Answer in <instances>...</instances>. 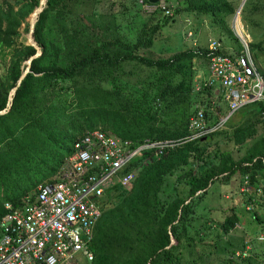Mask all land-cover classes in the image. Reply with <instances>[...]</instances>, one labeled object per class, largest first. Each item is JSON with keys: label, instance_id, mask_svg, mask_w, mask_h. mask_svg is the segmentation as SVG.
Wrapping results in <instances>:
<instances>
[{"label": "trees", "instance_id": "obj_1", "mask_svg": "<svg viewBox=\"0 0 264 264\" xmlns=\"http://www.w3.org/2000/svg\"><path fill=\"white\" fill-rule=\"evenodd\" d=\"M99 1L45 0L38 15L32 36L41 54L31 61L8 111L0 115V221L7 213L4 205L20 204L56 174L74 141L90 131L139 144L194 135L200 109L210 124L215 121L210 111L217 106L211 101L214 88L205 85L206 78L195 79L193 61L207 63L209 39L219 41L224 53H239L242 48H226L221 39L211 36L202 44L199 36L195 46L167 57H151L148 52L162 29L182 13L196 22H190L185 35L195 36L197 22L208 19L216 26L214 33L237 41L229 27L236 13L232 2L166 0L171 15L162 9L148 14L130 40L123 34L126 26L114 25L109 15L98 13ZM38 6L39 0H0V53L11 49L0 80V111L6 109L10 91L36 53L26 39L18 46L15 43L22 25L28 32L27 20ZM261 10L264 6H254L255 13ZM249 50L264 52L262 44H250ZM263 110L264 104L256 103L228 119L233 130L226 140L237 152L245 149L239 157L210 146L219 132L161 154L151 150L137 157L132 164L137 174L130 185H115L105 195L91 246L93 264H192L183 251L192 257L197 246L204 247L199 232H204L207 222L217 224L221 232L215 234L216 253L221 247L218 237L227 235L239 221L237 212L231 207L221 222H215L206 213L197 214V208L212 185H229L235 175L248 176L250 186L263 184L259 182L264 181ZM245 195L250 196L243 200L247 207L252 195ZM252 215V220L263 223L257 212ZM221 248L222 254L214 258L218 263L250 264L243 256V245L241 250L228 243Z\"/></svg>", "mask_w": 264, "mask_h": 264}, {"label": "built area", "instance_id": "obj_2", "mask_svg": "<svg viewBox=\"0 0 264 264\" xmlns=\"http://www.w3.org/2000/svg\"><path fill=\"white\" fill-rule=\"evenodd\" d=\"M140 3L147 13L162 9L171 15L165 0ZM235 20L237 23V17L233 18L234 28ZM187 37L194 36L188 32ZM237 38L243 45L239 53H224L217 40L207 42L205 85L215 91L211 100L217 106L210 109L215 121L210 124L203 109L198 110V121L193 123L197 133L176 141L145 140L135 144L100 130L77 138L56 174L40 183L20 204L4 205L7 213L0 221V264H93L91 246L105 195L115 185H130L137 174L132 165L137 157L151 150L161 154L167 148L203 138L223 128L241 109L264 104V76L245 47V39L239 34ZM192 39L195 46L197 39ZM260 117L264 125V110ZM240 180L238 191L246 198L250 196L245 194L261 193L262 185L250 186L248 176ZM251 201L246 209L253 204ZM258 239L264 242V236Z\"/></svg>", "mask_w": 264, "mask_h": 264}, {"label": "rangeland", "instance_id": "obj_3", "mask_svg": "<svg viewBox=\"0 0 264 264\" xmlns=\"http://www.w3.org/2000/svg\"><path fill=\"white\" fill-rule=\"evenodd\" d=\"M231 1L235 6L236 11L241 8L240 14L237 16V23L235 20V28L238 34L241 37H247L245 39V47L249 48L250 44H262L264 48V10L259 11L258 13L254 12V6L257 8L259 6H264V0H228ZM167 3V1L165 0ZM175 4L178 0L174 1ZM174 7V6H173ZM98 13L102 15H109L108 19L114 25H118L123 28V34L126 35L130 40L134 37V33L140 29L141 24L146 20V16L150 13H147L145 8L141 7L140 0H100L99 4L95 7ZM110 9V11H109ZM183 14V15H182ZM180 16L175 18L174 23L168 25L166 28L162 29L159 34V39L154 43V46L149 50V55L151 57H167L173 53H176L182 49H187L189 46H192L193 39L200 36L201 43L206 44L205 39L209 36L212 38L221 39V42L224 47L230 49H239L243 45L241 41L237 38L238 34L235 32L233 27V18L229 22V27L233 33V36L237 41H229L228 38L224 36H219L213 32V24L208 19H200L197 22L195 28L196 35L194 37H187L185 35V28L190 24L196 25V22L190 21L187 19V15L182 13ZM246 18H244V16ZM243 16V17H242ZM29 24V19L27 20ZM154 21L153 24H155ZM216 26L214 27V29ZM20 37L16 39L15 46H18L23 39H26L27 33H25L23 25L19 29ZM235 47V48H234ZM228 51V50H227ZM11 49H5V52L0 53V80L5 76L6 67L10 59ZM251 56L253 61L256 62L259 70L264 73V52H255L251 51ZM193 64L195 66L196 77L197 78H206L207 74V63L205 64L202 60H194ZM215 93V91H214ZM211 97H208L209 101ZM234 114L232 117L234 118ZM232 128L227 125H224L223 128L218 130L219 136H214L210 139V146L215 148L219 146L221 150H226L232 152L235 156L239 157L244 152L240 150L237 152V148L233 144L226 140V138L231 134ZM225 139L224 144L222 143ZM219 143L218 145H216ZM260 183L264 184V181L260 179ZM240 184V176L235 175L232 177L229 185H221L216 183L212 185L208 190V194L204 201L201 203V206L197 208V214L206 213L207 219L213 220L215 222H221L224 216L229 214V209L231 207L235 208L237 212V217L239 221L235 225L234 229L230 230L227 235H221L217 241L220 246H224V243L231 244L234 246L235 250H241L239 247L243 245V248L246 247L243 251V256L250 259V264H260L264 262V242L258 239V236H264V185L262 184L261 193L260 191L257 195L252 194L251 198L254 201L249 209L243 204V200L246 199L245 196L238 195V186ZM254 187V186H253ZM260 190V189H259ZM30 192L29 194H32ZM28 194V195H29ZM249 205V204H248ZM247 205V206H248ZM252 206H254L252 208ZM205 208V209H203ZM257 212L263 223H258L252 220V213ZM201 227L200 224H197ZM206 227L210 229L206 230ZM204 228V232H199L202 235L201 245L204 247L197 246L195 248V256L190 257L189 254L183 251V255L192 264H220L214 258L218 256L216 253L222 254L223 248L218 247L217 252H214L215 240L217 239L216 233L220 234V230L216 229L217 224H211L207 222V226ZM262 228V230H261ZM206 234V235H204ZM238 245L239 247H236ZM212 252V253H210ZM240 255V254H239ZM230 258V256H229ZM244 257H241L242 259ZM245 258V259H246ZM231 259V258H230ZM234 264H245L241 263L240 260L234 261Z\"/></svg>", "mask_w": 264, "mask_h": 264}, {"label": "water", "instance_id": "obj_4", "mask_svg": "<svg viewBox=\"0 0 264 264\" xmlns=\"http://www.w3.org/2000/svg\"><path fill=\"white\" fill-rule=\"evenodd\" d=\"M147 1H148V3H150V4H156V3L158 2V0H147ZM44 3H45V0H39V6H38V8H36V9L32 12V14L30 15V19H29V27H28V32H27V36H26V41H27V43H28L30 46H32V47L36 50V53L28 59V61H27V63H26L27 67H26L25 71L23 72V74H22L21 77L19 78V80H18L16 86H15V87L10 91V93H9V96H8L9 104L7 105L6 109L0 111V115H3V114H5V113L8 111V109H9L10 106H11V101H12L13 96H14L16 90H17V87L20 85V82L22 81V79L26 76V74H27V73L29 72V70H30V64H31V61H32L33 59L37 58V57L41 54V50H40V48L36 45V43L34 42L32 34H33L34 25H35V22L37 21L38 15L42 12V10H43V8H44ZM240 10H241V8H239V9L236 11V13H235V17H237V16L240 14ZM209 187H210V186H209ZM172 243H173V241H172ZM172 243H171V244H172ZM167 248H168V247H167Z\"/></svg>", "mask_w": 264, "mask_h": 264}, {"label": "bare ground", "instance_id": "obj_5", "mask_svg": "<svg viewBox=\"0 0 264 264\" xmlns=\"http://www.w3.org/2000/svg\"><path fill=\"white\" fill-rule=\"evenodd\" d=\"M242 38L246 39L247 37L245 36V37H242Z\"/></svg>", "mask_w": 264, "mask_h": 264}, {"label": "crops", "instance_id": "obj_6", "mask_svg": "<svg viewBox=\"0 0 264 264\" xmlns=\"http://www.w3.org/2000/svg\"><path fill=\"white\" fill-rule=\"evenodd\" d=\"M212 101V100H211Z\"/></svg>", "mask_w": 264, "mask_h": 264}]
</instances>
